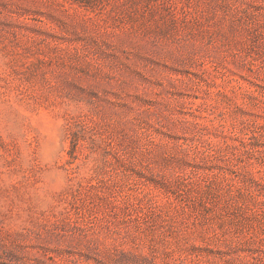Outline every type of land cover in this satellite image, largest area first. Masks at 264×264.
Here are the masks:
<instances>
[{
    "label": "rangeland",
    "instance_id": "rangeland-1",
    "mask_svg": "<svg viewBox=\"0 0 264 264\" xmlns=\"http://www.w3.org/2000/svg\"><path fill=\"white\" fill-rule=\"evenodd\" d=\"M0 264H264V0H0Z\"/></svg>",
    "mask_w": 264,
    "mask_h": 264
}]
</instances>
